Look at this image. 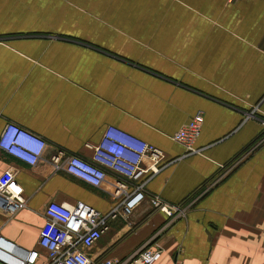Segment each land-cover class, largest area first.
Here are the masks:
<instances>
[{"label":"crops","instance_id":"1","mask_svg":"<svg viewBox=\"0 0 264 264\" xmlns=\"http://www.w3.org/2000/svg\"><path fill=\"white\" fill-rule=\"evenodd\" d=\"M197 113L200 152L186 154L172 135ZM263 122L264 0H0V134L11 123L46 142L35 166L0 152V179L23 197L0 207V236L40 264L47 204L117 205L114 174L96 188L50 162L89 160L108 126L163 157L91 260L150 247L156 264H264ZM154 197L184 214L167 217Z\"/></svg>","mask_w":264,"mask_h":264},{"label":"built area","instance_id":"2","mask_svg":"<svg viewBox=\"0 0 264 264\" xmlns=\"http://www.w3.org/2000/svg\"><path fill=\"white\" fill-rule=\"evenodd\" d=\"M203 115L195 114L173 135L172 140L185 148L186 154H196L195 142L201 134ZM264 125V122H263ZM46 142L15 124H7L0 134V152L35 166L42 157ZM89 160L65 156L58 151L50 158L55 169L99 188L107 173L115 175L112 196L117 205L108 213H101L92 206L77 201L72 205L51 202L44 214L47 227L41 232L38 246L45 252L46 264H156L163 254L160 248L143 247L133 255L116 259L102 257L91 260L85 250L92 248L108 230L110 222L118 216H128L145 200V187L157 173L162 153L152 145L120 130L108 126L99 143L93 147ZM144 159L150 161L143 166ZM217 181L211 185L215 186ZM210 187V188H211ZM154 209L167 217L181 212L178 206L163 203L159 198L150 199ZM23 205L22 188L8 177L0 179V207L13 213ZM178 217V218H179ZM42 255L36 249H23L0 236V264H40Z\"/></svg>","mask_w":264,"mask_h":264}]
</instances>
